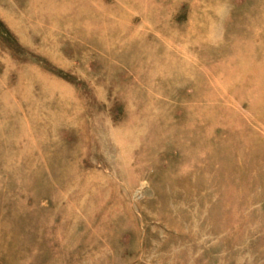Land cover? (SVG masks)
I'll return each instance as SVG.
<instances>
[{"label":"rangeland","instance_id":"obj_1","mask_svg":"<svg viewBox=\"0 0 264 264\" xmlns=\"http://www.w3.org/2000/svg\"><path fill=\"white\" fill-rule=\"evenodd\" d=\"M0 264H264V0H0Z\"/></svg>","mask_w":264,"mask_h":264}]
</instances>
